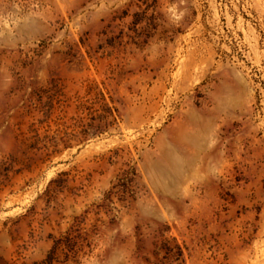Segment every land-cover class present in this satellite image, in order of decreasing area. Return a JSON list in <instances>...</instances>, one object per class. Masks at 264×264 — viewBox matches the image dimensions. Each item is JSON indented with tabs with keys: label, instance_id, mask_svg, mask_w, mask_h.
Here are the masks:
<instances>
[{
	"label": "rangeland",
	"instance_id": "1",
	"mask_svg": "<svg viewBox=\"0 0 264 264\" xmlns=\"http://www.w3.org/2000/svg\"><path fill=\"white\" fill-rule=\"evenodd\" d=\"M0 264H264V0H0Z\"/></svg>",
	"mask_w": 264,
	"mask_h": 264
}]
</instances>
